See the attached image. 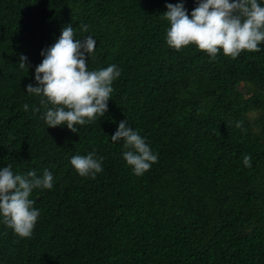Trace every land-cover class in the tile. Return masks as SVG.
<instances>
[{"label": "trees", "instance_id": "16d2710c", "mask_svg": "<svg viewBox=\"0 0 264 264\" xmlns=\"http://www.w3.org/2000/svg\"><path fill=\"white\" fill-rule=\"evenodd\" d=\"M181 2L191 16L197 0H0V167L54 176L30 196L32 236L0 217V264H264V50H175L163 13ZM69 24L97 40L90 71L121 69L108 112L79 132L48 127L26 92ZM122 120L158 154L142 176L111 141ZM92 152L103 171L81 177L71 158Z\"/></svg>", "mask_w": 264, "mask_h": 264}, {"label": "clouds", "instance_id": "9594fccd", "mask_svg": "<svg viewBox=\"0 0 264 264\" xmlns=\"http://www.w3.org/2000/svg\"><path fill=\"white\" fill-rule=\"evenodd\" d=\"M163 17L170 22L166 42L175 50L195 44L215 59L221 51L233 59L242 51L259 52L264 44V5L260 0H197V6L189 15L183 2L167 4ZM85 31L87 28L85 26ZM97 40L88 35L76 39L72 24L62 29L56 42L43 49L42 62L35 67V85L29 83L26 92L41 97L46 110L42 118L48 127L67 126L73 132L104 116L109 109L113 84L121 76V69L111 64L99 70H89L87 65L94 56ZM27 61V56L21 57ZM25 63H21L23 67ZM48 105H52L48 107ZM25 111L29 109L24 104ZM34 111H39L35 108ZM123 141V158L137 176L144 175L158 161L154 153L136 129L122 120L111 141ZM103 157L96 153L73 155L71 165L81 177L96 178L102 173ZM251 157L244 158L245 166H251ZM53 173L49 169L38 175L35 170L26 175L13 171L12 165L0 167V217L21 238L33 235L40 209L30 196L34 189H52Z\"/></svg>", "mask_w": 264, "mask_h": 264}]
</instances>
